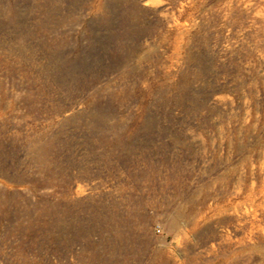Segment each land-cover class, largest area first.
<instances>
[{
  "label": "rangeland",
  "instance_id": "rangeland-1",
  "mask_svg": "<svg viewBox=\"0 0 264 264\" xmlns=\"http://www.w3.org/2000/svg\"><path fill=\"white\" fill-rule=\"evenodd\" d=\"M0 264H264V0H0Z\"/></svg>",
  "mask_w": 264,
  "mask_h": 264
},
{
  "label": "built area",
  "instance_id": "built-area-1",
  "mask_svg": "<svg viewBox=\"0 0 264 264\" xmlns=\"http://www.w3.org/2000/svg\"><path fill=\"white\" fill-rule=\"evenodd\" d=\"M154 231H155L156 233H160V227H159V225H155V226H154Z\"/></svg>",
  "mask_w": 264,
  "mask_h": 264
}]
</instances>
